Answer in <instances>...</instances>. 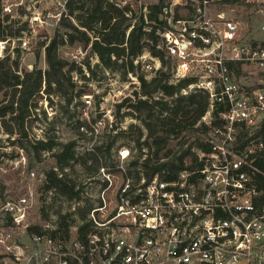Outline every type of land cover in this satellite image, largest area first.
I'll return each mask as SVG.
<instances>
[{"label":"built area","instance_id":"1","mask_svg":"<svg viewBox=\"0 0 264 264\" xmlns=\"http://www.w3.org/2000/svg\"><path fill=\"white\" fill-rule=\"evenodd\" d=\"M24 1L0 0V18L13 17ZM164 1L162 45L176 59L171 82L194 77L181 93L202 91L209 99L195 124L208 131L185 144L194 155L176 179H149L141 167L129 172L135 148L117 145L109 159L96 149L100 128L116 131L119 119L99 104L91 121L92 100L85 97L77 118L90 125L76 135L71 165L54 168L60 177L75 169L81 196L68 200L56 188L45 190L47 176L36 170L26 179L37 188L29 182L21 193L2 189L0 264H264V39H246L245 25L225 10L210 16L222 0ZM179 7L189 13L177 15ZM18 40L23 51L31 49L23 35ZM240 130L248 134L243 144ZM78 138L90 142L83 152Z\"/></svg>","mask_w":264,"mask_h":264},{"label":"trees","instance_id":"2","mask_svg":"<svg viewBox=\"0 0 264 264\" xmlns=\"http://www.w3.org/2000/svg\"><path fill=\"white\" fill-rule=\"evenodd\" d=\"M237 1L239 0H222L217 3V8L230 9ZM135 2L136 4H132L127 0L121 5L118 0H64L65 9L54 35L31 43V50L35 48L38 53L44 50L47 63L45 70L34 66L32 70L25 69L24 73H18L19 56L12 62H9V55L0 58V119L10 134L9 138L15 135L11 143L26 153L29 163L24 176L26 178L28 172L37 169L47 176L48 183L44 189L56 188L68 200L79 198L81 190H76L77 181L69 177L68 173L60 177L54 168L58 166L64 172L71 165L70 161L77 154V141H59L54 128L48 130L43 138H33L26 125L32 124L37 118L34 110L44 83L45 94L51 95L54 92L63 99L61 109L53 117L52 123L64 120L72 125L77 135H81V128L90 125L87 120L77 118L78 108L84 107L80 98L90 92L87 84L92 81L101 84L103 77L100 75L105 72H118L123 80H127L128 75L137 76L141 82L142 94L136 98L126 97L116 103L115 115L117 119H122L138 113L147 128L146 137L142 140L144 131L141 126L130 125L128 129H121L119 125H115L119 130L114 135H103L102 144L96 149L108 158L118 138L136 133L133 141L138 154L130 163L128 171L137 174L141 167L149 179L155 175L163 180L176 179L186 166L185 157L194 155L185 147L186 142L196 132L208 131L204 124L202 127H195L207 110V93H181L183 88L194 82V77L181 79L177 83L171 82L174 73L168 71L166 50L161 37V32L167 29V21L162 18L167 2L158 0L149 5L148 14H144L138 0ZM13 22L17 24V21ZM13 22L9 16L6 20L0 18V39L7 40L10 35L18 37L21 32L29 29L27 22L18 23L16 28L12 26ZM75 44L89 50L81 61L69 60L61 53L63 46ZM16 51H22L20 43ZM146 51L161 62V67L155 70L150 81H147L144 72L138 74L141 61L135 63ZM91 54L98 57L99 61L95 66L90 63ZM83 65H86L88 74L84 73ZM237 72L240 74V71ZM73 73H77L79 82L74 79ZM80 81H84V85H79ZM156 92L161 95H155ZM122 109L125 111L122 112ZM247 135L246 131L240 130L238 140L243 144ZM43 151L52 152L51 163L43 164ZM85 156L94 160L96 154L89 152ZM86 161L82 162L87 164ZM86 170L91 171V168L87 167Z\"/></svg>","mask_w":264,"mask_h":264},{"label":"rangeland","instance_id":"3","mask_svg":"<svg viewBox=\"0 0 264 264\" xmlns=\"http://www.w3.org/2000/svg\"><path fill=\"white\" fill-rule=\"evenodd\" d=\"M118 1L121 3V5L124 4V0ZM129 1L132 4H136L135 0ZM156 1L158 0H138V5L142 6L144 14H148L149 5H152ZM217 7L218 4L211 7V10L209 11L210 16H214L218 9ZM64 9V0H25L24 4L18 8H15L14 12L11 14L13 16L11 17L12 22L17 21V24L13 22L12 26L16 28L19 26V24L27 22L32 35L26 36L23 34V32H21V35L19 36L23 35L28 39L29 43H32L33 40H43L45 37L51 38L54 35L57 23L59 22L60 16ZM225 11L228 12V16H232L235 19L240 20L245 25L246 39H264V34L259 32V27L264 21V0H239L234 3L232 8L226 9ZM188 13L189 9L186 8L179 7L176 10L177 15L185 16ZM34 17L37 18L34 19ZM18 37L17 35H10L7 39L8 42L6 43L5 41L7 40L0 39V58L9 55V62H12L13 59L19 56L20 65L19 69L17 70L18 73H24L25 69L32 70L34 66L41 67L45 70L47 68V63L45 60L44 50L38 53L37 49L35 50V48H33L32 50L30 49L25 51L21 49L22 51L17 52L16 50L19 48ZM3 41L5 44L2 43ZM164 49L166 50L165 46ZM88 52L89 50L83 49L80 44H75L63 46L61 53L69 60L76 59L81 61V59H83ZM166 56L168 60V71L174 73L176 59L168 56L167 50ZM141 57V67L138 69V74L144 72L147 81H150L155 75V70L161 67V62L157 57L152 56L148 51H146ZM89 60L92 66H95L99 61L98 57L94 54L90 55ZM29 66H32V68H29ZM152 67L153 69H151ZM82 69L85 74H88L86 65H83ZM100 76L103 77L101 78V84L93 81L88 83L87 85L90 89V92L83 95L84 97L82 96V98H80L81 103H84L85 97H90L92 100V106L88 107L87 109L89 111V117L91 121L92 119L96 118L97 114L95 113V110L97 109V105L100 104V108H104L105 110L110 109L112 110L113 114H116V103L122 101L126 97L136 98V96H138L136 91L139 90L141 85V82L135 75H128L126 77L127 80H123L122 75L118 72L115 74L112 72H105ZM73 77L77 82H79L77 73H73ZM84 83V81H80L79 85H84ZM42 90L44 89L42 88ZM155 95L161 94L156 92ZM99 100H101L102 103H99ZM37 101V109L34 110L37 118L32 122V124H26L28 126L29 133L33 136V138H42L45 136V133L48 130L53 128L56 131L55 133L58 136V140L61 142L66 143L77 137V133L72 128V125H69L66 121L63 120L61 122L52 123L53 117L59 113L61 109V103H63V99L60 96L54 92H52L51 95L45 94L44 92V94L40 95ZM81 109L82 107H79L78 111H81ZM124 111L125 109H122V112ZM54 112L56 113L53 114ZM105 121H107V125H109L108 119ZM118 125L121 129H128L130 125L141 126L144 131L142 140L146 137L147 128L144 125L142 117H140L138 113L122 117V119L118 120ZM105 129V126H102L100 128V134H103L104 132V135L107 133L114 135L117 132V130L105 131ZM9 136L10 134L3 127L2 120L0 119V153L2 154L0 156V191L3 189V192L6 194H10V191L21 193L25 190L29 182L33 184L32 187L37 188V183L35 184L33 180H29L28 182L24 176L27 164L29 163L25 151L23 150L22 153L21 148H18L11 143V139L13 140L15 135H13L14 137L11 136L10 138ZM135 136L136 133H134V135H130L129 137L127 136L118 138L115 147L117 145H127L134 149L135 143L133 139ZM78 141L79 145L82 146L79 148V150L82 152L85 151V148L90 144L87 138H78ZM112 149L107 159L112 157V154H115L113 151L114 149ZM51 154L52 152L50 151H43V164L52 162ZM136 154H138V152H135L133 155ZM23 155L26 157L25 164L22 162ZM34 170L38 171L37 169ZM73 172H75L74 168L69 169L67 173L70 174V177L72 176L75 178V176H73ZM37 204H40V201H37Z\"/></svg>","mask_w":264,"mask_h":264}]
</instances>
